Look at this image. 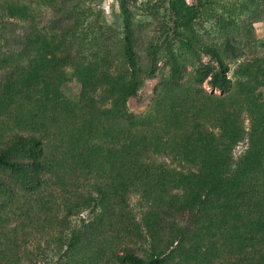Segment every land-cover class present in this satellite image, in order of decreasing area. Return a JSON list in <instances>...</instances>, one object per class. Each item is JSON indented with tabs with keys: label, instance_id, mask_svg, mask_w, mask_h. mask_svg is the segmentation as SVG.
Here are the masks:
<instances>
[{
	"label": "trees",
	"instance_id": "trees-1",
	"mask_svg": "<svg viewBox=\"0 0 264 264\" xmlns=\"http://www.w3.org/2000/svg\"><path fill=\"white\" fill-rule=\"evenodd\" d=\"M163 2L141 39L126 0L117 37L86 36L76 0H0V264H38L50 245L52 264H264V65L246 30L264 0L239 20L214 0ZM209 12L215 40L198 28ZM159 63L148 108L128 112ZM71 79L75 100L59 90ZM31 197L42 208L12 225Z\"/></svg>",
	"mask_w": 264,
	"mask_h": 264
},
{
	"label": "rangeland",
	"instance_id": "rangeland-1",
	"mask_svg": "<svg viewBox=\"0 0 264 264\" xmlns=\"http://www.w3.org/2000/svg\"><path fill=\"white\" fill-rule=\"evenodd\" d=\"M78 3V8L82 13V26L86 36L92 37L94 35L102 34L108 37H117L120 36L122 30V15L118 8L119 0H76ZM128 8L131 11L132 20L137 34L143 39L147 35H151V28L154 24V15L155 14H164L165 13V3L163 0H126ZM217 5L215 8V13L217 16H222L224 18H233L241 19L244 17L238 8L240 3H243L244 0H214ZM187 5L195 4V0H185ZM34 8V15L38 16L37 18L46 17L48 14V9L41 5L32 4ZM234 7V12H230L229 9ZM224 8V9H223ZM216 14L209 12L204 17L198 19V28L201 34L207 39L215 40L218 36L215 19ZM235 19V20H236ZM237 22V21H236ZM244 28L241 29V32ZM250 32V46L257 56L261 59L264 65V4H261L259 18L252 23V26L246 29ZM31 57H36L42 60V56L39 50V46H35L30 52ZM201 60L199 63L206 62L208 60L207 56L201 54ZM160 65V63H159ZM233 63L229 65L230 70L233 68ZM188 70L191 69V66H187ZM166 73V68L161 67L156 72L154 77L144 81L141 88L132 96L128 97L126 100L127 111L133 114L143 113L149 106L150 100L152 98L154 87L157 85L161 76ZM44 84V83H43ZM39 85L37 87L36 94L41 96L44 92L48 91L44 86ZM204 89L208 92L219 93L216 89H210L207 85H203ZM60 92L67 98L75 100L79 92V84L71 79L70 81L65 82L59 87ZM49 92V91H48ZM262 95L264 98V88L262 89ZM246 124V122H245ZM246 147V140L239 142L233 149L232 154L236 157L238 154L243 152ZM132 203L138 202L136 197L132 198ZM37 200L33 197L27 199L25 203L19 208L18 211L11 215L12 225H20L28 217L36 214L38 210L42 208ZM89 208L81 210L79 213L74 214L70 217L71 225L78 227L81 220L87 219L89 216ZM54 232V231H53ZM32 237V236H31ZM43 240H37L35 238H30L28 247H34L38 245L39 247L44 246ZM45 259H40L38 264H52L55 258V249L53 245L50 247H44Z\"/></svg>",
	"mask_w": 264,
	"mask_h": 264
}]
</instances>
